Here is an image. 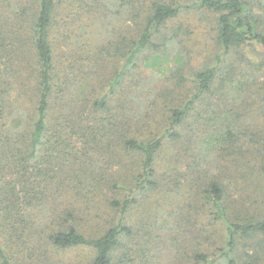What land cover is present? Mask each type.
<instances>
[{"label":"trees","instance_id":"trees-1","mask_svg":"<svg viewBox=\"0 0 264 264\" xmlns=\"http://www.w3.org/2000/svg\"><path fill=\"white\" fill-rule=\"evenodd\" d=\"M124 2L0 1V39L7 40L0 44V56L5 49L8 59L5 70H2L3 63L0 62V264H14L19 252L14 254L10 249L15 248L16 242L22 251L18 255L20 264H23L21 261L37 264L41 258L44 259L40 264H49L50 254L55 256L76 250L93 253L89 264L134 262L132 248L125 251L117 263L115 258L120 248L127 247L134 240L135 231L128 219L132 206L137 203V194L148 187H158L154 169L156 157L167 140L180 138L175 128L184 122L201 95L209 91L215 81L216 70L209 69L197 75L198 93L185 105L172 111L168 136L139 140L129 137V132L124 131L128 124L110 127L112 116L108 120L103 112L108 113L111 104L122 96L124 77L138 70V62L146 50L158 53L162 47L158 42L162 29L179 17L182 8L163 0L152 1L146 7L137 5L145 2L143 0L133 1L131 7H126ZM109 4L118 5L130 14V19L139 30L136 29L133 38L125 39L122 44L117 41L112 43L117 50L122 45L120 58L114 59L122 67L110 76L107 92L97 96L103 89L85 87L82 82L87 78L76 75L74 78L80 81L81 91L92 89L93 92L88 95L96 98L74 102L71 93L68 94L74 78L61 72L63 66L57 64L53 42L55 29H60V25H64L65 30L67 27L71 29L75 21L69 19L66 23L64 19L66 14L71 18L73 11L84 13L87 19L95 18L97 13L106 16ZM196 6L217 15L218 41L226 53L249 44L264 50V20L256 15L247 0H200ZM83 24L77 29L78 41L84 38L88 26L85 22ZM77 45L83 46L82 50L93 56L88 45ZM103 50L98 56L94 55L96 61H105ZM83 51L82 55H85ZM82 68H78L80 73ZM261 70L264 72V59ZM25 79H32L34 83L33 92L28 87V95L32 93L34 99L30 114L26 113L27 109L30 110L29 106L23 103L9 105L7 98L8 91L16 88H13V81ZM22 85L16 90L20 96H27L22 91ZM14 108L17 112H13L11 118L8 112ZM91 116L97 124H84ZM101 120L103 124L98 123ZM7 124H23V130L18 134L16 127H8ZM80 144L91 146L93 151L94 147L105 144L107 159L114 164L119 162L120 166H123L122 153L137 156L141 172L133 177L135 180L128 177L122 180L117 172L98 175L95 165L89 168L84 163V158L93 162L90 154L85 157L76 151L80 149ZM262 170L264 172V168ZM208 195L216 219L226 221L227 248L218 256L196 254L194 264H242L238 238L264 234V217L230 219L224 189L216 182L210 185ZM79 198H85L86 202H77ZM6 232H11L12 238H6ZM41 248L43 252H40ZM49 248L54 250L53 253Z\"/></svg>","mask_w":264,"mask_h":264},{"label":"rangeland","instance_id":"rangeland-1","mask_svg":"<svg viewBox=\"0 0 264 264\" xmlns=\"http://www.w3.org/2000/svg\"><path fill=\"white\" fill-rule=\"evenodd\" d=\"M133 1L125 0L124 5L131 7ZM143 1L138 7H146L156 0ZM163 1L182 7L180 15L162 29L158 41L162 47L158 53L146 50L140 57L138 70L124 77L122 96L111 104L108 113L103 112L108 120L112 116L110 127L128 124L124 131L139 140L168 136L172 111L198 93L197 75L214 69L216 77L209 91L201 95L184 122L175 128L180 138L167 140L156 157L154 169L158 187L138 192L137 203L132 206L128 219L135 237L127 247L118 250L116 263L131 248L132 264H194L196 254L220 255L227 248V225L226 221L216 219L208 199L210 185L215 182L224 189L230 219L264 217V72L261 70L264 50L249 44L226 53L218 41L217 15L196 6L200 0ZM247 1L264 20V0ZM109 5L106 16L97 13L95 18L87 19L78 11H73L71 18L66 14L65 22L72 19L75 24L66 30L60 25L53 38L57 64L63 66L61 72L71 74L72 78L85 76L87 79L82 82L85 87L103 89L97 96L107 92L110 76L122 67L114 60L120 58L122 45L117 50L112 43L122 44L139 30L123 8ZM84 22L88 26L84 38L78 41L77 29ZM3 41L7 40L1 37L0 44ZM78 43L88 45L93 56L87 55L86 50L82 55L84 48ZM102 49L105 61H96L94 55L98 56ZM4 50L0 56L2 70L8 63ZM80 66L82 73L78 70ZM5 73L10 76L9 72ZM13 84L15 90L10 89L7 95L9 105L23 103L30 107L26 111L30 114L34 99L32 93L28 95V87L32 90V79L15 80ZM20 85L27 96L19 95L16 89ZM80 85L76 78L71 81L68 94L71 93L74 102L96 98L88 95L92 89L81 91ZM13 112H17L16 108L8 112L11 118ZM92 118L86 119L84 124H97ZM22 125L7 124L16 127L18 134L23 130ZM105 144L94 147V151L91 146L82 144L78 145L80 149L75 148L85 157L90 154L93 162L84 158V163L89 168L95 165L98 175L117 172L125 180L141 172L137 156L122 153L123 166L108 160ZM77 202L85 203L86 200L79 198ZM5 236L12 238V233L6 232ZM238 242L242 264H264V234L240 237ZM20 249L16 242L10 252L16 254L18 251L21 255ZM18 255L14 264H20ZM48 258L49 264H89L93 253L76 250L55 256L50 254Z\"/></svg>","mask_w":264,"mask_h":264}]
</instances>
